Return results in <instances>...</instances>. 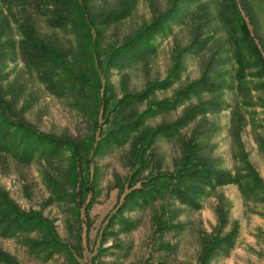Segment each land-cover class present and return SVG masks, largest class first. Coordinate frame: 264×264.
<instances>
[{"label":"rangeland","instance_id":"obj_1","mask_svg":"<svg viewBox=\"0 0 264 264\" xmlns=\"http://www.w3.org/2000/svg\"><path fill=\"white\" fill-rule=\"evenodd\" d=\"M78 1L85 9L71 21L89 19L96 28L86 31L95 35L89 52L85 35L80 36L84 31L77 33V25L62 29L28 5L0 2V88L19 122L57 137L82 142L93 135L99 138L94 124L98 117L102 123L103 116H98L97 96L106 89L118 98L139 94L168 78L179 62L180 80L167 90L157 89L147 103L137 106L138 111L171 98L204 72L215 90L205 86L178 109L150 117L147 123L156 127L176 121L201 98L209 103L182 130L183 137L156 139L155 156L147 169L136 171L132 135L124 145L98 156L100 173L92 182L96 199L88 214V198L83 204L78 190L79 175L89 171L87 166L81 173L75 167L78 178L72 188L73 167L66 152L50 161L37 154L26 162L1 147L4 135L0 133V195L26 217L39 221L30 225L7 216L5 210L0 212L7 218L0 216V264H200L209 242L205 236L219 234L224 221L222 233L237 225V237L228 252H216L208 264H264L263 189L258 194L244 193L237 183H229L205 191L199 207L167 193L149 204L119 210L126 195L143 188L152 175L177 172L191 142L204 147L208 162L217 169L235 174L250 162L264 180V65L255 53L259 49L264 59V0H136L131 14L117 22L108 14L128 0ZM232 1L240 16L230 6ZM171 7L173 13L154 40L156 52L139 59L127 56L126 43ZM32 32L48 49L43 63L50 64L51 88L37 78L40 71L28 64L26 38ZM55 66L63 70L54 75ZM242 154L245 161L238 160ZM95 166L96 161L90 172ZM49 173L58 179L61 190L49 184ZM60 195L63 199L57 198ZM163 218L173 226L161 227L158 221ZM53 238L58 240L56 246Z\"/></svg>","mask_w":264,"mask_h":264},{"label":"trees","instance_id":"obj_2","mask_svg":"<svg viewBox=\"0 0 264 264\" xmlns=\"http://www.w3.org/2000/svg\"><path fill=\"white\" fill-rule=\"evenodd\" d=\"M6 4H15L20 6H30L34 13L41 15L43 17H48L53 20V23L62 29H66L68 25L74 24L78 27L77 33L84 31L85 39L87 42V51L89 52V45L93 37L89 36L86 31L90 32L93 24L88 21L75 23L71 21L78 11H83L84 6L79 4L78 0H0ZM136 0H128L125 6L117 11H111L108 14V18L112 22H117L120 19L127 18L135 5ZM236 3L232 1L230 6H234L237 14H240V10L235 6ZM173 7H171L166 13L160 15L157 19L155 18L152 25L146 27L144 30L137 33L132 39H130L124 46V53L133 59L142 58L143 55L148 53H154L157 50L154 40L156 36L162 33V28L164 22L173 13ZM240 16V15H239ZM242 20V29L246 37L251 39V34L244 20ZM89 23V24H88ZM97 26V25H95ZM95 28V27H94ZM96 29V28H95ZM37 37L34 32L30 33L26 38L28 41V46L30 48L29 55H27L28 64L33 69L40 71L37 78H40L43 83H45L48 88L54 86L50 80V64L43 63V59L48 55V49L45 47L43 42ZM89 42V44H88ZM255 53L258 56L261 63L264 65V59L259 51L255 48ZM92 54V52L90 53ZM239 58L240 55L238 54ZM78 67L79 65H75ZM180 62L176 65L174 70L168 76V78L155 82L151 86L147 87L143 92L134 95H128L126 93L124 96L118 98L113 92L106 89L101 93V96H97L96 105L98 110V116H103V122H95V133L96 138L85 140L82 142L80 138L74 137H57L49 133H44L38 131L31 125L19 122L12 115V104L7 101L4 93L0 88V133H3V142L1 144L2 148H6L9 151H15L17 154V159L25 160L26 162H31L32 159L39 154L44 160H52L54 155L61 153V156L67 154V158L70 164L72 161V178L70 182L72 183V188H75L74 179L78 178L75 171L77 166L78 171L81 173L82 169L87 166L89 168L88 172H83L80 174L79 181L80 187L78 190L80 195L83 197V204L88 198L86 207L87 214L89 213L91 207L93 206L96 199V185H93V179L96 178L100 171L99 164L96 160L98 156L103 153L108 152L112 147H119L124 145L127 139L132 135L131 147L133 153L131 156L134 157L133 164L137 166L136 171H139L143 167V170L147 169L151 159L155 156L154 143L159 136L167 137L169 139H175L183 137L182 130L187 127L191 122H193L200 113H204L208 107L209 103L200 99L199 105L188 106L183 115L171 123L159 124L156 127H151L147 122L150 117H156L162 112H170L178 109L183 105L185 101H188L190 96L194 92L198 91L205 86L208 91L215 90L212 82L207 78V72L203 73L201 79L194 83L185 86L182 89L177 90L171 98H166L158 102H152L144 111H138L137 106L144 102L149 101V96L154 95L157 89L167 90L172 87L175 83L180 80ZM54 75L59 73L60 70L57 66L54 68ZM81 71V70H80ZM207 76V77H206ZM85 80V79H84ZM56 86H66L56 84ZM70 90L75 88L68 87ZM77 89V88H75ZM217 92V91H215ZM209 102L215 103L216 100ZM202 113V114H203ZM4 131V132H2ZM194 138V137H192ZM204 147L198 142H191V146L188 148V154L182 159L183 164L179 167L175 173H156L152 175L151 180L146 181L144 187L134 188L125 197V200L121 203L122 208H137L149 204L153 199L156 200L160 196H165L167 193L176 197L182 203L189 205L191 207H199L200 199L203 198L205 191L209 193L210 189H214L217 185H225L229 183H237L241 191L246 193L258 194V191L263 189V194L260 195V199L264 200V180L259 175V172L255 167L248 162L246 168L239 167L235 174L229 171H222L217 169L208 162V157L203 151ZM54 160V159H53ZM238 160L245 161V155L239 156ZM96 161V166L93 172H90V165ZM181 161V162H182ZM77 175V176H76ZM49 184H54L61 190L59 186L58 179L51 173L47 174ZM175 180L176 183H171ZM205 193V194H206ZM58 199H63V196H58ZM83 206V205H82ZM5 210L7 216H12V218L22 219L30 225L39 223L37 217L28 218L26 213H22L15 205L5 201V196L0 195V212ZM122 212V211H121ZM162 214V213H161ZM0 216H2L0 214ZM2 219L7 221L5 216ZM11 223L12 221H8ZM161 227L167 228L172 227V223L167 218H163L160 221ZM227 224L224 221L219 226V234L213 236H205L209 242L206 243L205 248L202 252L201 263L208 264L209 259L219 251H229L235 242V237L238 234L237 225L236 228L232 229L229 233L223 234V228ZM33 227V226H30ZM51 241L55 244L54 238ZM208 247V248H207Z\"/></svg>","mask_w":264,"mask_h":264}]
</instances>
